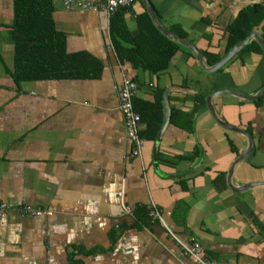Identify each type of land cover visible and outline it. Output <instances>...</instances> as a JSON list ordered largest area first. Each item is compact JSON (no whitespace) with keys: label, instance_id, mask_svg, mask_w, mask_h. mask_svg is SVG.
<instances>
[{"label":"crops","instance_id":"0c3cea01","mask_svg":"<svg viewBox=\"0 0 264 264\" xmlns=\"http://www.w3.org/2000/svg\"><path fill=\"white\" fill-rule=\"evenodd\" d=\"M151 1L165 27L184 30L200 51L212 53L223 52V28L252 3ZM55 5L68 51L91 53L103 70L98 78L17 85L0 69V201L12 205L0 217V264H73L72 257L84 264H199L186 252L195 241L210 260L264 264V98L214 99L219 116L252 137V152L232 172L234 189L256 185L244 191L230 187L229 170L249 138L218 125L208 106L195 102L222 89L255 94L264 86L263 55L209 73L181 49L156 75L119 59L106 13ZM13 6L14 0H0V54L9 68ZM145 11L139 0L125 10L131 32ZM126 79L137 83L135 97L144 100L164 89L171 111H179L157 155L156 141L143 136L141 155L132 154L120 109ZM152 205L166 225L138 217ZM26 206L44 214L27 213Z\"/></svg>","mask_w":264,"mask_h":264},{"label":"trees","instance_id":"16d2710c","mask_svg":"<svg viewBox=\"0 0 264 264\" xmlns=\"http://www.w3.org/2000/svg\"><path fill=\"white\" fill-rule=\"evenodd\" d=\"M251 1V4L241 9L223 28L225 38L223 52L201 51L207 65L212 66L219 62L222 56L226 55L238 42L247 38L253 30H259L264 37V0ZM13 7L14 18L10 27V37L14 45L13 67L6 66L1 54L0 61L17 85L36 80L82 79L101 76L103 65L94 55L87 51L74 53L68 51L67 35L57 28L54 19L55 0H14ZM130 7L120 9L111 17L110 22V35L121 61L130 62L137 69L143 68L157 75L169 68L173 57L181 49L185 50L191 58L195 57L187 47L169 39L159 31L147 11L138 16V31L131 32L125 19V10ZM173 30L188 38L184 30L177 28ZM254 54L264 57V51L256 40L243 47L231 61L236 59L245 61L248 56ZM223 69L224 67L217 73ZM210 92L196 96L195 102L207 108L206 96ZM164 96L165 90L160 88L154 91L152 101L134 98V107L142 117L141 135L147 140L156 141L162 127ZM263 98L264 95L257 102ZM178 112L177 109H173L171 121L176 120L177 116L180 117ZM182 116L183 120H187L189 115ZM222 179L225 178L222 176L216 178L217 181H222ZM137 215L140 218L147 215L149 219H152L150 209L148 211L146 208H141ZM72 263L84 264L75 257H72Z\"/></svg>","mask_w":264,"mask_h":264},{"label":"built area","instance_id":"2783aa9c","mask_svg":"<svg viewBox=\"0 0 264 264\" xmlns=\"http://www.w3.org/2000/svg\"><path fill=\"white\" fill-rule=\"evenodd\" d=\"M57 1V0H55ZM63 7L67 10H79L86 9L96 12H104L111 18L120 9L130 7L134 4L135 0H59ZM138 85L131 79H126L121 89V106L120 109L124 114L125 127L132 143L133 156H139L142 153V149L145 144V140L141 135V114L136 111L134 107V97L137 92ZM11 204L0 201V217H2L10 208ZM150 216L152 219L165 224L164 218L156 207V205L150 206ZM25 212L34 215L44 214V210L41 208H33L32 206H26ZM195 262L199 264H235L232 262H216L206 258L204 249L199 241H195L191 246L187 247L186 251Z\"/></svg>","mask_w":264,"mask_h":264},{"label":"water","instance_id":"95a60500","mask_svg":"<svg viewBox=\"0 0 264 264\" xmlns=\"http://www.w3.org/2000/svg\"><path fill=\"white\" fill-rule=\"evenodd\" d=\"M141 1L144 3L149 15L151 16L155 26L159 29V31H161L169 39L176 41L179 44H182L183 46H185L189 50H191V52L195 56L194 58H196L200 67L206 72L215 73V72L219 71L221 68H223L227 63H229L232 60L233 56H235L243 47H245L247 44H249L253 40H256L261 45V47L264 51V37H263V35L258 30H253L247 38L238 42L226 55L222 56V59L219 62H217L215 65L209 66V65H207L205 59L203 58L202 52L198 49V47L193 42H191L189 39L173 32V31L169 30L167 27L164 26V24L160 21L158 14L156 13V10H155L154 5H153L151 0H141ZM223 94L233 95L235 97H238V98L244 99V100L257 101L260 99V97L262 95H264V86L259 91H257L255 94H248V93H245L241 90H236V89H222V90L214 91L206 97L208 109L212 113V115L214 116V119L217 121L218 125L226 128L228 130H233V131H237L239 133H242L249 138V146L244 151V153H242L236 159V161L233 163L232 167L229 170L230 187L234 191H236V190L237 191H244V190H246L247 187H250V186L252 187V186H256V185L255 184H253V185L249 184L246 187H242L240 189H234V187L232 186V172H233L236 164L238 162L242 161L248 154H250L252 152L254 145H253L252 137H250V135L248 134L247 131H245L244 129H241L237 126L229 125V123L225 122L217 113V110L214 106V99L220 95H223ZM163 104H164V120H163V124L161 125L162 127L159 131V134L157 136V140L155 143V148H154V154L155 155H157V149L159 147V144L161 142L163 134L168 127L167 125L170 124L171 116H172V111L170 108V103H169V99H168L167 94H165V96H164Z\"/></svg>","mask_w":264,"mask_h":264},{"label":"rangeland","instance_id":"374dc122","mask_svg":"<svg viewBox=\"0 0 264 264\" xmlns=\"http://www.w3.org/2000/svg\"><path fill=\"white\" fill-rule=\"evenodd\" d=\"M0 69H3V64L1 61H0Z\"/></svg>","mask_w":264,"mask_h":264}]
</instances>
